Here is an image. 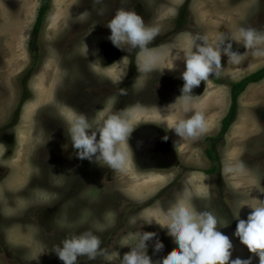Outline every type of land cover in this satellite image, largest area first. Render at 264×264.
<instances>
[{"label":"rangeland","instance_id":"obj_1","mask_svg":"<svg viewBox=\"0 0 264 264\" xmlns=\"http://www.w3.org/2000/svg\"><path fill=\"white\" fill-rule=\"evenodd\" d=\"M233 1L247 5L248 18L245 21L249 28L264 33V0ZM85 4L84 0H49V8L39 31L43 57L38 72H32L26 80L27 99L19 104L23 88L20 77L27 73L26 68L31 63L28 44L40 0H0V226L9 237L8 245L0 233V264H63L53 251L61 241L86 231L100 238L102 230L111 234L115 232L119 238L118 245L104 258V264H121V257L134 244V234L145 231L143 224L148 219L153 220L149 225L155 231L167 235V228L158 224L166 223V212L156 209L160 206L158 204L130 215L132 222L128 226L121 222L118 225L116 213L113 215L111 210L115 204H102L97 191L112 188V176L99 180L88 176L86 185L83 183L81 186V178L72 176L78 183L72 180V185L67 184L68 176L59 172L66 168V159H69L72 150L66 144L60 143L57 147L52 144L49 120L50 111L59 103L54 90L56 79L64 75L62 58L66 35L69 30H75V35H79L84 30H95L101 26L99 7ZM112 10L115 7L107 8L109 12ZM109 12L105 15L108 16ZM108 18L111 19L112 15ZM190 21L191 17L189 21L187 19L186 26L197 33ZM219 21L223 22V19ZM257 47L264 48V44ZM233 50L245 52V58L249 61L241 75L264 66V55H255L253 50H245L234 42ZM218 77L223 81L227 79V84L231 83L222 74ZM230 83L225 87L209 85L206 90L207 98L213 99L215 105L207 125L211 126V131L218 128L220 119L229 107ZM235 116V122L233 120V125L217 147L220 173L212 176L202 173L201 169L209 164L201 149H190L186 153L180 149L181 159L194 166L186 167V171L179 174L178 178L182 176L183 180L181 188L185 189L180 194H173L176 197L174 203L168 201L163 204L165 211L183 201L197 212H212L218 218V230L227 235L233 245L230 260L251 258V264H259V257L250 253L234 236V232L238 202L247 204L241 207L238 219H246L252 211L250 207L264 202V78L247 85L239 94ZM238 157L244 160H241L242 168L236 165ZM229 162L236 166L231 167ZM94 163L97 164L95 169L114 172L118 176L116 186L124 189L126 194L128 192L131 202L136 205L147 204L168 179L180 173L179 168L142 172L130 162L124 171H116L99 157ZM247 165L249 168L245 167ZM79 187L87 193H79L84 202L74 205L69 190ZM194 195L200 196V199L195 200ZM123 205L121 202L120 207ZM105 216L108 219L103 223L101 219ZM225 223L228 225L222 227ZM157 240L162 242L156 234L146 242V254H150L153 262L171 254L170 247L166 248L163 243V249L155 252L153 246ZM173 247L179 251L176 244ZM98 254L93 260L79 256L76 264H103L97 260Z\"/></svg>","mask_w":264,"mask_h":264},{"label":"flooded vegetation","instance_id":"obj_2","mask_svg":"<svg viewBox=\"0 0 264 264\" xmlns=\"http://www.w3.org/2000/svg\"><path fill=\"white\" fill-rule=\"evenodd\" d=\"M84 1L89 6L96 5L99 7L98 15L101 26L95 30L92 28L84 30L79 35H75L77 33L75 30H69L66 35L62 58L64 61L62 64L64 75L56 79L57 86L54 90V96L56 95V99H59V103L50 111L49 124L50 133H52V144L56 147L60 143L66 144L72 150L69 159H66V168L59 171L60 174L64 173L68 176L67 184H73L72 180L74 179L71 178L72 176L82 179L81 186L83 183L86 185L88 176L96 180L104 176H112V188L97 190L100 202L104 205L115 204L118 211L115 207L111 210L113 215L116 213L115 218H117L118 225L121 222L128 226L132 222L130 215H136L141 210L152 208L154 204L160 205L156 208L162 209L160 212H167L163 203L168 201V203H174L176 197L173 194H180L185 189L181 188L183 180L182 176L180 179L178 178L179 174L186 171L184 170L186 167L194 165L187 164L181 159L180 149H183L185 153L190 149H201L205 160L209 164L201 169L202 173L206 176L217 175V172L208 171L213 163L205 154V151L216 150L225 137L227 130L222 131V121L231 106V93L227 112L220 119L218 128L214 131H211V126H207L208 120L211 119V109L215 106L214 100L207 98L208 96L205 93L209 85L225 87L230 82L227 84L225 82L227 79L223 81L218 76H212L208 81L201 82L198 87L192 89L191 94L193 97L188 105L189 111H184V102L178 97L181 95L180 88L183 84L181 73L185 65L182 60L178 59L174 62L173 60L176 52L183 53V47H179L178 43L183 38L184 26L188 24L186 22L190 18L187 9L191 0H185L181 8L173 5L172 28L159 31L147 45L149 52L156 55V67L153 71L147 73L139 70L142 60L147 58V53L141 52L140 49H129L127 51L118 49L108 39L110 30L107 28V24L110 19L109 16L104 15V8L107 7L104 4H107L110 8L115 7V11L118 9L129 11L132 8V11L146 18L144 23L147 21L149 23L159 18L171 6L170 4L174 3H170V0ZM42 3L43 0H40L38 14L32 28V37L28 44L31 63L26 68L27 73L22 74L23 77H20L23 87L20 99L23 102L27 99L26 80L32 72H38L43 57L39 38L41 25H37ZM31 40H33V45L30 46ZM122 57L124 58L121 60ZM114 61L119 63L111 65ZM173 63L174 68H172ZM194 112H201L205 117L206 131L201 138H181L169 129L173 121L187 119ZM112 113L121 114L128 119L130 124L136 126L127 141L134 163L130 159V164H133L142 172L172 168L180 169V173L168 179L166 185L158 189L155 195L147 201V204L136 205L131 202L127 195L128 192L126 194L124 189L116 186L118 176L114 172L108 169L102 171L95 169L97 164L94 162L98 157L93 158L91 161L76 158L77 150L73 148L69 135V128L75 118L80 114H84L95 127L102 124L107 116ZM165 137L167 138L165 139ZM188 161L190 160L188 159ZM62 163L64 164V161ZM190 171H195V169H190ZM74 183H78V180L75 179ZM80 190V187L79 189L69 190L74 205H81L84 202L81 196L87 191ZM79 193L82 194L79 195ZM121 202L124 204L123 208L120 207ZM107 219L108 217L105 216L101 220L105 223ZM118 225L117 227L120 228ZM143 225L150 232L156 233L164 246L166 248L170 247L171 253L176 251L173 247L175 245L173 239L168 234L155 231L156 229L149 224L145 223ZM115 234V232L111 234L108 231H101L100 249L104 250L99 251L97 260L103 264L108 252L112 251L119 243V238L117 239ZM106 247H108V250L105 252ZM148 256L150 257V254ZM155 259L157 260V258Z\"/></svg>","mask_w":264,"mask_h":264},{"label":"clouds","instance_id":"obj_3","mask_svg":"<svg viewBox=\"0 0 264 264\" xmlns=\"http://www.w3.org/2000/svg\"><path fill=\"white\" fill-rule=\"evenodd\" d=\"M107 28L110 30L108 39L116 48L124 51L140 49L141 52L147 53V58L141 62L140 71L147 73L155 69L156 55L149 52L147 45L158 34V27L146 26L141 16L134 11L120 10L109 20ZM233 42L242 45L245 50H253L255 55H264V48L257 47L264 44V33L244 27L239 28L233 35H219L214 44H209L205 37L194 34L189 39L187 53H175L173 62L179 59L185 65L181 73V95L178 97L184 102L185 112L189 111L188 105L193 97L192 89L198 87L201 82L208 81L210 77L220 75L222 56H226L227 62L232 65H240L243 62L245 52L234 51ZM85 48L87 49L86 44ZM118 63L114 61L111 65ZM135 127L119 113L108 115L102 124L95 127L84 114H80L71 124L69 135L78 158L91 161L99 157L110 168L124 171L130 159L133 163L127 141ZM169 129L178 137L199 139L206 131L205 117L201 112H194L187 119L173 121ZM240 167L242 168V165ZM244 205L247 204H237L234 236L239 238L240 243L246 246L250 253L259 257V264H264V202L259 206H249L252 211L247 218L238 219L239 211ZM165 219L164 224L156 223L167 228V234L179 251L153 262L146 254V242L152 240L156 234L140 231L134 234V244L130 251L121 257V264H251V258L230 260L233 245L229 237L218 230L219 221L212 212H197L189 204L180 201L168 209ZM152 221L148 219L145 223L151 224ZM227 225L228 223H225L222 227ZM100 245V238L93 232L86 231L65 238L53 251L63 264H76L79 256L95 259L101 251ZM153 249L155 252L161 251L162 242L157 240Z\"/></svg>","mask_w":264,"mask_h":264},{"label":"crops","instance_id":"obj_4","mask_svg":"<svg viewBox=\"0 0 264 264\" xmlns=\"http://www.w3.org/2000/svg\"><path fill=\"white\" fill-rule=\"evenodd\" d=\"M170 1H171L170 3H174V4H170L171 6L164 12V14H166L165 16L161 15L159 18H156L155 20L149 23L147 21L145 25L158 27L159 31L171 29L172 28L171 19L173 17L172 14H174L173 5L177 8H181L184 5L185 0H170ZM234 2L235 1L233 0H191V2L188 4V11L191 17L190 23L196 28L197 34L205 37L209 44H214L217 37L221 34H225L227 32L226 33L227 35H233L241 27L249 28V26L247 25L248 24L247 21H245L248 18L247 5L245 3H238V2L234 3ZM104 6H107L106 8H104L105 10L104 15H105L106 12H109L107 11V8H109V6L107 4H104ZM120 10L121 9H118L116 11L112 10L111 12L107 14L108 16L109 15L114 16V14ZM169 12L171 15H169ZM221 19H223V22L219 21ZM218 21L220 22V25L217 24ZM186 25L184 26V31L182 34L183 39L181 40V42L178 43L179 47L181 46L183 47L184 54H186L188 51V43H189L190 37L196 34L193 31H191ZM223 58L225 60H222ZM248 64H249L248 59L246 60V58H244L243 62L240 65H232L231 63L227 62L226 56H222L221 57L222 69L220 71V74L228 77L229 80L231 81V84L238 82L242 80L244 77L248 76L249 74L255 72V71H252L251 73L241 75L243 70L247 69ZM235 70L237 71L235 72ZM238 70H241V71H238ZM252 83H256V82H252ZM252 119L256 121L255 118H252ZM235 120L236 119L234 118V122ZM232 125H233V122L230 126ZM240 157L236 158L238 159L236 162V165H241V163L244 161L243 159H240ZM230 165L231 167L236 166V165L233 166L232 164ZM245 167L249 168L248 165ZM131 177L132 176H130V178ZM194 198L195 200H197V199H200V196H195ZM0 233L3 239L5 240L6 244L9 245V237L2 230L1 226H0Z\"/></svg>","mask_w":264,"mask_h":264},{"label":"trees","instance_id":"obj_5","mask_svg":"<svg viewBox=\"0 0 264 264\" xmlns=\"http://www.w3.org/2000/svg\"><path fill=\"white\" fill-rule=\"evenodd\" d=\"M48 8H49V0H43L42 6L39 11L40 13L38 16L37 25H40L42 23L43 17L46 14ZM31 45H33V40L30 41V46ZM263 78H264V66L258 69L257 71L249 74L248 76L244 77L242 80L231 84V106H230L228 114L222 121L223 122L222 131L228 130L229 126L232 124L235 118L237 98L239 94L246 88L248 84L252 82H258L262 80ZM21 88H22V80H21ZM21 102H22V99L20 100L19 104H21ZM205 154L209 157V159L213 163L211 168L208 171L209 172H220V155L217 149L216 150H206Z\"/></svg>","mask_w":264,"mask_h":264}]
</instances>
